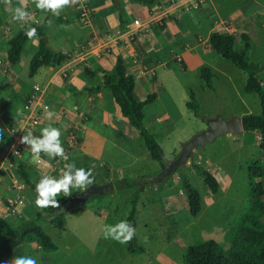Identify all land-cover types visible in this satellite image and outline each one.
Listing matches in <instances>:
<instances>
[{
	"label": "crops",
	"instance_id": "1",
	"mask_svg": "<svg viewBox=\"0 0 264 264\" xmlns=\"http://www.w3.org/2000/svg\"><path fill=\"white\" fill-rule=\"evenodd\" d=\"M185 3L186 0H151L150 5L133 0H70L59 15H54L36 8L35 0H0V122L7 130L24 113L27 100L40 97L48 110L56 115L46 119L44 112L34 135H40V129L49 124L59 128L60 140L69 158L67 161L59 157L49 159L41 153L37 159L28 145L18 157L10 155L6 149L0 155V204L11 196L14 184L24 185V198L17 206L16 214L0 211V219L16 229L22 221L32 220L38 211L32 191L19 177L10 174L9 164L21 165L27 171L29 181L33 182L42 174L56 176L66 163L74 162L76 167L92 168L94 184L111 181L114 186L112 194L89 200L83 204L85 207L61 215L64 230L57 229L76 239L78 246L75 244L74 249L66 245L62 251L56 245L58 251L47 254L36 243H30L18 247L7 264L19 255H32L38 264H181L188 246L199 245L208 239L221 241L220 235L223 237L228 228L226 218L220 222L219 218L212 217V206L219 198L209 197L195 166L210 171L220 187L227 178L229 184H234L238 173L235 166L244 165L245 169L248 161L244 156L250 151L252 135H258V132L243 131L236 139L232 138L238 146L233 169L231 165H224V160L209 161L204 145L193 150L183 169L161 183L146 185L135 231L137 240L141 238L147 244L145 254L131 256L124 244L103 235L104 224L126 220L135 194L133 188L115 187L116 172L123 178L135 179L156 177L161 171L160 164L150 158V150L139 132L120 114L109 90L102 87L103 77L112 73L117 56L122 57L127 74L134 80L133 97L138 102H149L144 107L145 127L156 137L162 150L163 138L178 133L179 149L174 159L183 144L205 130L206 121L215 118L216 114L227 120L261 112L257 96L246 99L235 91V83L240 80L245 93L247 76L217 55L208 41L211 34L223 33L236 40L237 52L241 53L247 46L250 50L252 45L264 48V0H205L197 10L191 11L184 9ZM18 6H23L29 13L24 22L12 19L10 9ZM135 20L141 27H134ZM24 25L44 26L47 47L65 56L66 60L58 66H41L29 77L28 62L37 52L36 40L32 38L24 46L19 62L10 66L7 43ZM126 30H133L134 36L131 46L122 50L119 34ZM243 34L249 43L242 41ZM257 64L262 66L260 62ZM202 66L213 73L211 88L200 80ZM218 77L224 84L228 83L232 91L218 81ZM36 87L44 90L45 95L36 92ZM190 90L195 100L209 107V113L197 117L187 107ZM223 93L226 98L219 99ZM232 94L237 100L240 97L237 110L229 106ZM152 106L157 109L152 111ZM186 111L193 117L192 124L200 121L202 125L194 132L185 128L192 121ZM154 132L161 134V139ZM72 133L78 138L70 145L68 140ZM181 136L183 139H179ZM152 161L155 162L153 166ZM182 176L193 185L203 187L209 199L208 202L204 200L200 189L202 208L196 218L189 214L180 187ZM156 212L164 222L171 215L181 213L185 225L152 250V243L158 242L152 230ZM44 225L53 227L49 223Z\"/></svg>",
	"mask_w": 264,
	"mask_h": 264
},
{
	"label": "trees",
	"instance_id": "2",
	"mask_svg": "<svg viewBox=\"0 0 264 264\" xmlns=\"http://www.w3.org/2000/svg\"><path fill=\"white\" fill-rule=\"evenodd\" d=\"M133 1L145 5L151 4V0ZM28 27L34 26H22L19 33L7 43V62L10 66H14L19 62L21 52L29 41V38L25 35V29ZM35 28L37 30V36L33 39L36 40L37 52L32 55L28 62L27 73L29 77H32L41 66H58L66 60L65 56L56 54L47 47L44 41V26ZM241 39L246 43L250 42L244 34L241 35ZM208 44L222 59L231 63L237 70L245 73L247 80L244 92L256 95L259 100L261 108L260 114L245 115L241 120L244 132H258L260 134L258 151L264 157V68L251 61L248 46L241 53L237 52L236 40L230 35L213 33L209 38ZM199 74L201 82L206 87L211 88L210 84L213 73L207 67L202 66L199 69ZM102 87L109 90L120 114L139 132L145 146L150 150V158L158 162L162 170L168 162L164 157V152L156 137L145 127L144 107L149 102L148 100L138 102L133 97L134 80L127 74L121 56H117L112 73L104 75ZM189 99L190 101L187 102V107L198 117V107L191 93ZM13 127L14 125L10 126V128ZM7 130L0 122V131L3 133L2 138H0V155L4 154L11 143V138ZM8 167L10 174L19 177L32 191L33 197L35 198L34 188L38 179L33 182L29 181L27 171L21 165L17 164L13 166L9 164ZM245 170L250 184L248 189L249 200L243 213L226 229L221 242L208 239L199 245L188 246L181 257V264H264V208L257 204L259 200L264 198V168L260 164V159H254L245 164ZM195 171L198 178L207 187L208 192L212 195L217 194L220 186L211 172L200 166H195ZM114 181V185L118 189H135L131 209L126 220L136 229V218L138 209L144 201L143 193L145 187L149 183L156 184V177L126 179L116 172ZM180 187L185 195L190 216L196 218L202 208V196L199 189L190 183L185 176H182ZM13 191L14 188H11L10 195L15 194ZM79 192L76 191L70 196H61L58 198L60 209L51 207L47 209L37 208L38 211H36L35 217L29 221H22L16 229H13L0 219V264H7L13 252L18 247L30 243H36L44 253L56 252L57 246L50 236L45 233L43 225L49 223L59 230H64L61 215L69 211L66 208L68 200L74 198ZM103 196L105 195H95L90 200H97ZM124 245L126 251L131 256H139L146 253L144 247L138 243L135 234Z\"/></svg>",
	"mask_w": 264,
	"mask_h": 264
},
{
	"label": "rangeland",
	"instance_id": "3",
	"mask_svg": "<svg viewBox=\"0 0 264 264\" xmlns=\"http://www.w3.org/2000/svg\"><path fill=\"white\" fill-rule=\"evenodd\" d=\"M45 39H46V37H44V41H45ZM249 58L254 63H259V62L262 63V66L264 67V48H255L254 45H252L250 47V50H249ZM241 74H243V73H241ZM243 75H245V73ZM218 81H221L223 84L225 83L220 77H218ZM212 82L214 85L216 84L215 80H213ZM224 85L227 86V88H229L230 91H232L231 86L228 85V83L224 84ZM235 87H236V90H235L236 93L237 94L238 93L243 94L242 97H244L246 99L256 98V95H254V94L243 93V90L241 88L242 86L240 85V80L236 81ZM191 92H192L191 90H190V92H188V96H189V93H191ZM232 96H233V94H232ZM221 98L225 99L226 95L224 93L222 95L220 94L219 99H221ZM187 99H188V101H190L189 98H187ZM230 101H231L230 105H229L230 108L237 110L238 105L240 106V97L237 100V97L233 96ZM195 102H196L197 107H198V114H199L198 117L204 116L205 114L209 113V107H207V105L205 106L198 99L195 100ZM155 108L157 109V106L156 107L152 106V111ZM147 109H148V107L145 109V116L146 117H147V112H146ZM186 113H188V112L186 111ZM188 114H189L188 116L191 118L192 121L190 123L186 124L185 128H187V129L190 128L191 131L194 132V131H196L195 129H199L200 126H202V125H200V123H199L200 121H197V123L192 124V122H194L193 117H192L190 112ZM216 116H217V114H216ZM205 118H206V116H205ZM154 133L157 135V137L159 139H161V137H162L161 134H159V133L157 134L156 132H154ZM177 136H178V133H177V135L170 136L169 138H165V139L163 138V140H162L164 157L167 160V162L172 161L178 153L179 148H178V144L176 143V140L178 139ZM232 138L236 139L237 137H236V135H234V137H227L226 135H221L218 138H216L213 142L206 143L204 148H205V151H206L208 157H210L209 161H216L218 159H220L221 161L224 160V165H231L230 167H232V169H233L235 158L237 156L235 150L238 149V146L233 142ZM179 139H183V137L181 136ZM259 142H260L259 133H258V135L257 134L252 135L251 146H249L250 151L249 152L247 151L244 158L247 159L246 161H249V160L251 161L254 159H260V164L264 168V157L258 151ZM1 162L2 161L0 158V165H2ZM153 164H155V162L152 161V166H153ZM243 166L244 165H240V167L235 166V169H236V171H238V173H237V175H235L236 177L234 180L235 181L234 184H229V179L227 178L226 180H224V183L221 185L217 194H215V195L208 194L211 199L214 198V200H217L219 198V200L216 201V204L214 206H212L213 210L210 212L212 214V217L214 219L219 218L220 222H223L224 219L226 218V224L228 225V227L230 225H232L240 217V215L243 213V211L247 205V202L249 200L248 189H249L250 180L248 179L247 172L243 168ZM157 177H158V174L156 175V178ZM195 182H196V180H193V183H195ZM263 184H264V180H263ZM194 185L196 186V184H194ZM197 186H198V184H197ZM198 188H199V186H198ZM200 189L202 191L204 190L203 187H200L199 190ZM202 195L204 197V200L208 202L209 199H208V197L205 196L204 191L202 192ZM215 198H217V199H215ZM204 203H206V202H204ZM257 204L260 207L264 208V198L259 200ZM85 206L86 205H81L80 208L85 207ZM184 225H185L184 217H183V214H181V213L171 215L170 218L166 219V221L164 222L163 219H161V217L159 215H157V212H156L155 216H154V222H153L152 230H153L154 236L158 240V242H156L155 244L152 243L151 249L156 250V248L160 245V242L162 240L166 239L167 236L174 235V233L177 232L178 229H181ZM43 230L45 231V233H47L50 236L52 241L57 246H59L60 250H62V251L64 250V246H66V245L70 246L72 249H74L73 246L75 244H77V246H78V242L76 241V239H74L73 237H69L67 235H64L55 227H48L47 225L46 226L43 225ZM222 238L223 237L221 234L220 235L221 241H222ZM138 243L140 245H142L143 247L148 248L147 244L143 243L141 238H140V240H138ZM26 245H28V244H26ZM23 246H25V245H22L20 247H23ZM57 251H58V247H57ZM56 252H53V253H56ZM47 254H52V252L47 253Z\"/></svg>",
	"mask_w": 264,
	"mask_h": 264
},
{
	"label": "clouds",
	"instance_id": "4",
	"mask_svg": "<svg viewBox=\"0 0 264 264\" xmlns=\"http://www.w3.org/2000/svg\"><path fill=\"white\" fill-rule=\"evenodd\" d=\"M70 3V0H35V7L50 11L54 15H59L62 8ZM12 19L14 21L24 22L29 17V13L23 6H18L10 9ZM25 35L30 40L37 36L35 27L25 29ZM56 115L51 110H46L45 118L51 119ZM23 135L20 137V143L28 145L33 157L39 159L40 154H46L49 159L59 157L67 161L69 158L62 146L60 129L53 127L51 124L40 129V135H34L33 130L23 128ZM3 133L0 131V138ZM94 182L92 168L87 170L83 167H76L75 163H66L60 169V173L56 176L42 174L35 183V198L34 204L38 209H47L49 207L60 209L58 196L67 197L79 189L81 191L87 189ZM136 229L127 221L119 220L114 224L103 225V235L105 238L125 244L133 238ZM11 264H38L37 258L32 255L14 256Z\"/></svg>",
	"mask_w": 264,
	"mask_h": 264
},
{
	"label": "water",
	"instance_id": "5",
	"mask_svg": "<svg viewBox=\"0 0 264 264\" xmlns=\"http://www.w3.org/2000/svg\"><path fill=\"white\" fill-rule=\"evenodd\" d=\"M206 124V129L184 143L178 156L164 166L156 178L157 183H161L178 169H183L195 148L203 147L206 143L213 142L221 135H239L243 132L242 120L239 117H231L225 120L217 114L215 118L208 119ZM113 192L114 186L111 181L102 185L92 184L87 189L80 191L74 198L69 199L66 208L67 210H75L95 195H109Z\"/></svg>",
	"mask_w": 264,
	"mask_h": 264
},
{
	"label": "built area",
	"instance_id": "6",
	"mask_svg": "<svg viewBox=\"0 0 264 264\" xmlns=\"http://www.w3.org/2000/svg\"><path fill=\"white\" fill-rule=\"evenodd\" d=\"M204 3L205 0H186L184 9L187 11L197 10ZM134 27H141V23L138 20H135ZM133 36V30H126L119 34V37L121 38L120 43L122 50H126L131 46ZM34 89L36 92H40L41 95H45L44 90H41L38 87ZM46 110H48V106L40 100V97H33L31 100L26 102L24 105V113L21 114V117L18 120H16L14 127L7 130L11 138V143L8 147L9 154L17 157L20 155L22 150L27 146L23 143H20V137L24 134L23 130L21 129H32L34 134L42 120V115L44 112H46ZM77 138V134L72 133L69 137L68 143L72 145L77 140ZM12 188H14L13 193L15 192V195L11 194V196H8L5 199V202L0 204V211L3 213L16 214L17 206L22 203L24 198L23 194L21 193L24 189L23 184H14Z\"/></svg>",
	"mask_w": 264,
	"mask_h": 264
}]
</instances>
